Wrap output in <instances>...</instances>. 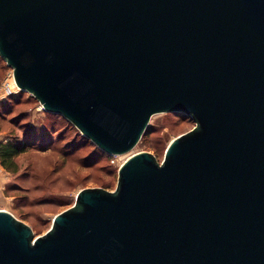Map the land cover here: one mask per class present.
<instances>
[{
	"label": "water",
	"instance_id": "water-1",
	"mask_svg": "<svg viewBox=\"0 0 264 264\" xmlns=\"http://www.w3.org/2000/svg\"><path fill=\"white\" fill-rule=\"evenodd\" d=\"M0 56L110 156L196 123L43 236L0 210V264H264V0H0Z\"/></svg>",
	"mask_w": 264,
	"mask_h": 264
},
{
	"label": "rangeland",
	"instance_id": "rangeland-1",
	"mask_svg": "<svg viewBox=\"0 0 264 264\" xmlns=\"http://www.w3.org/2000/svg\"><path fill=\"white\" fill-rule=\"evenodd\" d=\"M12 69L0 56V90ZM196 127L194 120L175 113L155 115L145 144L119 156L102 154L76 127L48 114L31 94L21 90L0 95V144L30 145L9 170L0 160V210L11 212L45 235L54 218L71 208L78 193L89 188L115 191L119 170L133 155L150 152L163 162L171 141Z\"/></svg>",
	"mask_w": 264,
	"mask_h": 264
},
{
	"label": "trees",
	"instance_id": "trees-1",
	"mask_svg": "<svg viewBox=\"0 0 264 264\" xmlns=\"http://www.w3.org/2000/svg\"><path fill=\"white\" fill-rule=\"evenodd\" d=\"M23 92V91H22ZM25 93V92H23ZM57 117H61L62 119L66 120L67 122H69L71 125H73L70 121H68L67 119H65L63 116L61 115H57V114H52V113H48ZM180 115V114H177ZM184 116V115H183ZM186 117V116H185ZM189 118V117H188ZM191 119V118H190ZM74 126V125H73ZM75 127V126H74ZM79 131V130H78ZM80 132V131H79ZM149 132V129L147 130V132L145 133V135ZM81 133V132H80ZM82 135V133H81ZM145 135L143 136L141 142L139 143V145L145 144ZM82 137L88 141L93 143L92 141H90L89 139H87L84 135H82ZM94 144V143H93ZM95 145V144H94ZM30 145H18L15 143H8V144H0V160L3 166H5L7 169L11 170L13 168L16 167V159L21 156L22 154L26 153L29 150ZM95 147L104 155L109 156L107 153H105L104 151H102L99 147H97L95 145Z\"/></svg>",
	"mask_w": 264,
	"mask_h": 264
},
{
	"label": "built area",
	"instance_id": "built-area-1",
	"mask_svg": "<svg viewBox=\"0 0 264 264\" xmlns=\"http://www.w3.org/2000/svg\"><path fill=\"white\" fill-rule=\"evenodd\" d=\"M12 81H14V85H12ZM20 92V89L18 88L15 79L13 71L8 75V78L2 85V88L0 90V95H3V98H6L8 96H12Z\"/></svg>",
	"mask_w": 264,
	"mask_h": 264
},
{
	"label": "bare ground",
	"instance_id": "bare-ground-1",
	"mask_svg": "<svg viewBox=\"0 0 264 264\" xmlns=\"http://www.w3.org/2000/svg\"><path fill=\"white\" fill-rule=\"evenodd\" d=\"M15 83H14V81H12V85H14Z\"/></svg>",
	"mask_w": 264,
	"mask_h": 264
}]
</instances>
